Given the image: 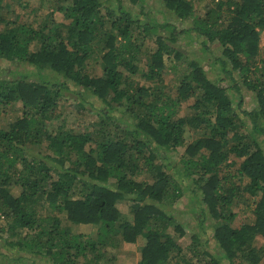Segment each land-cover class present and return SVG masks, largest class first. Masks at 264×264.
<instances>
[{
	"label": "trees",
	"instance_id": "obj_1",
	"mask_svg": "<svg viewBox=\"0 0 264 264\" xmlns=\"http://www.w3.org/2000/svg\"><path fill=\"white\" fill-rule=\"evenodd\" d=\"M162 1L175 21L144 20L122 0H36L35 12L47 5L62 19L49 13L28 21L13 3L28 8L30 1L0 0V58L27 66L10 75L0 69V121L14 114L0 126L6 245L50 264H101L119 241L142 238L138 264H260L264 0H207L197 11L192 0ZM179 34L199 39L202 51L219 47L215 60L227 85L197 58L166 81L177 67L166 60L184 56ZM67 106L82 127L68 126ZM184 190L200 193L187 247L178 241L182 223L168 210ZM122 200L132 218L122 216ZM249 203L252 220L234 225V208ZM61 213L96 226L95 237L73 233ZM32 260L13 264H38Z\"/></svg>",
	"mask_w": 264,
	"mask_h": 264
},
{
	"label": "rangeland",
	"instance_id": "obj_2",
	"mask_svg": "<svg viewBox=\"0 0 264 264\" xmlns=\"http://www.w3.org/2000/svg\"><path fill=\"white\" fill-rule=\"evenodd\" d=\"M30 1V7L23 8L20 6V4L13 3L14 11L17 14L21 15L22 20H32L37 19V22H40L42 20V17L44 18L49 13H52L53 18L56 20L62 19V14L60 12H52V10L45 5L43 8L39 9L37 12L33 10V8H36L37 2L36 0H26ZM194 2V8L195 10H201L203 4L207 0H192ZM123 5L126 7V9L131 12L133 15L143 18L144 20H150V21H156V22H163L164 20H168L170 22L175 21L174 17L171 12H169L166 8V6L163 4L162 0H140L137 3H132L130 0H122ZM5 15V14H4ZM6 17H9L10 15H5ZM2 25H0V30H2ZM261 37L264 40V30L261 31ZM177 44L179 45V48L184 52V56L181 59H173L169 58L166 60L168 65L173 66L174 64L177 65L175 69L170 72L168 76H166V81L175 79L177 74L181 72L183 66L190 62L192 59H199L201 61L202 66L207 71L208 76L215 82L221 80L222 85H227L229 82V77L227 73L222 70V65L219 64V61H216L215 58L220 54V49L217 45L212 44L211 49L207 51H202L199 44V39H191L187 36H183L182 34L178 35L177 38ZM148 48H153L154 43L153 40L148 41L147 43ZM27 68L26 65L22 63H10L5 59L0 58V69L6 70L7 75L11 74L12 72L16 71H23ZM99 72V69H98ZM33 79L32 77H30ZM139 80V83L145 82L143 78L141 79H135ZM229 92L234 93V96H236V92L229 89ZM242 97H243V105L245 109H251L255 105L251 94L246 91L244 88L242 89ZM235 101L238 99H234ZM71 106H67V108H62L61 111L63 114L66 115V113H69V116L67 118L68 120V126L73 125L75 128L82 127L85 122H80V125L77 124L79 115H76L75 110L71 109ZM69 109V110H68ZM184 113H189V110L183 109L181 111ZM19 113V105L16 106L15 115ZM14 114L6 115L4 114L3 119L0 121V126H7V123L9 120L12 119V116ZM81 120V119H79ZM83 123V124H82ZM76 130V129H75ZM190 136L192 138H196L199 136L198 133H196L194 130L190 131ZM264 146V144H263ZM37 150H40L41 148L35 147ZM42 151H44L42 149ZM179 153L177 155H180L183 152V148H179ZM232 157V156H231ZM178 159V157L176 158ZM199 192H190L189 190H184L182 197L171 204L172 206L168 207V210L170 213L174 215V217L183 225V228L186 231V235L179 238L178 241L183 245V247H187L191 240H190V233L191 230H193L191 227H195L196 223L194 220H192L193 214L192 211H190V208L192 206L197 207V203L194 201L193 196L198 197ZM76 194V193H75ZM200 194V193H199ZM117 206L119 210L121 211V214L123 217L132 218V211L129 208V203L126 200L119 201L117 203ZM242 210L239 211V205L234 208V211L237 212V216L234 218L233 224L238 225L241 221H251L252 220V205L249 206H241ZM45 214V213H44ZM59 219L62 221V225L68 226L70 230L73 233H83L90 235L91 237H95L96 234V226L91 224H73L66 220L65 215L61 213L59 215ZM3 219L0 220V223ZM211 221H206V225L210 224ZM204 224L203 229L207 228ZM195 229V228H194ZM22 235L25 234L26 230H22ZM172 232V230H171ZM4 234V233H3ZM2 234V236H3ZM8 234H4V236H7ZM204 236H207V234H202V238ZM18 236L12 237V239H17ZM143 244V239L138 238L135 243H127L124 241H119L116 245V249L113 251H110L108 253L109 259L108 260H101V264H138L140 260V248ZM258 248L264 249V237H257V240L254 244ZM184 253L189 254V252L184 249ZM112 258V259H111ZM32 259H36V263L38 264H50L49 261H47L44 258L39 257L38 255L30 254L29 252L25 251L24 249H20L17 247H10L6 245L2 240H0V264H13L17 262H29L33 261ZM112 260V261H110ZM260 264H264V251L263 255L260 261Z\"/></svg>",
	"mask_w": 264,
	"mask_h": 264
}]
</instances>
